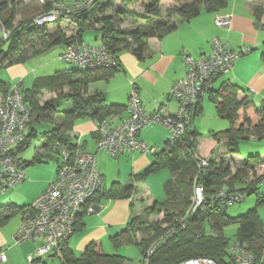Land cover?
<instances>
[{"label": "trees", "instance_id": "obj_1", "mask_svg": "<svg viewBox=\"0 0 264 264\" xmlns=\"http://www.w3.org/2000/svg\"><path fill=\"white\" fill-rule=\"evenodd\" d=\"M128 1L130 0H124L123 2L128 4ZM151 1L152 6L148 8V12L157 16L159 14V0ZM102 2L104 1L95 0L90 6L74 7L75 10L73 12L63 14L62 16L64 17L61 16L62 19L60 18L56 23H62L65 18L68 20L72 19L67 24L68 27L76 24L75 40L84 41L83 33L88 27H91L87 26L86 20L88 17L97 14L98 11L104 13L105 7L103 4L105 3ZM49 3L48 9H46L48 11L51 9L53 1L51 0ZM199 10V5L194 4L179 7L177 13L182 18L189 19L196 15ZM39 14L31 15L33 17L14 24L17 10L15 7H8V0H0V20L6 29L9 30L7 39H4L0 33V67L7 68L17 63H24L31 56L38 54L46 48L62 42H65V46H67L71 41L64 33L62 24L59 25V29L49 31L48 24L40 25L35 23L34 19ZM125 14H127V11ZM97 21L102 22L101 27L98 28H101L103 33L102 42L97 45H104L107 48L109 53L115 58V65L95 70V72L74 69L70 72H57L54 75L45 77L46 84L48 85H55L61 81V89L59 91L60 98L49 100L44 105H40L39 103L40 89L42 87L39 85V82L33 88L23 89L25 101L30 107L32 114H35L34 121L51 120L54 117V114L51 112L57 111L58 107L63 108L62 110H58L62 113L60 123L52 130L44 133L52 148L54 145L52 143L55 141L63 142L72 150L80 145L70 133L75 121L79 118L88 116L100 124L104 120H109L111 116L120 114L125 109L124 105L108 104L104 93L99 90L89 92V85L97 80L108 79L119 70L122 65L120 60L122 52L131 51L138 58H143L145 53L150 49L149 38L162 37L177 25V22L171 26L166 21L160 20L156 22V27L151 29L140 27L122 29L118 25V21L112 20L108 15L98 17ZM7 42L10 43L9 52H5L6 50L3 48V45ZM76 70L79 72L77 73ZM62 76L63 79H60ZM8 83L6 80H0V92L8 90L12 86V84ZM66 87H68L67 91L64 89ZM239 90L240 88L236 85L226 84L213 97L221 115L232 121L230 128L212 133L215 140L214 146L225 143L224 145L227 146L226 148L229 153L236 155L243 153L240 147L241 139L251 140V138H254L257 141L258 139L264 140V114L260 109L256 111L262 118L252 128L247 126L252 123L249 117H245L242 122L236 124L239 120L240 108L247 104L246 100L241 101L237 99ZM67 103L69 104L68 108L65 107ZM194 115L195 112L193 118ZM33 119L29 123L30 128L34 124ZM192 128L193 121L187 125L185 134L180 139L165 147L162 151H156V160L134 178L137 182L162 168L170 169L175 174L174 178L169 179L165 183L166 200L162 202L155 201L147 208L148 213L159 214L163 212L162 220L149 225H140L138 222H135L139 221V219L133 218V222L131 220L129 227L125 228L119 235L112 236V240L116 246L136 244L141 254H143L155 240L166 233L167 230L175 227L178 229L174 235L156 250L150 264H178L186 258L197 256L214 258L218 264H237L235 254L229 250V239L226 237L224 229L229 225L238 224L235 242L252 251L255 256V264H263L264 223L260 217L258 208L264 204V194H259L258 184L264 176L256 179V172H252L251 177L250 172L248 173V169L257 164V161L264 162L261 153L259 152L257 155H250L245 158V167L239 170V172L242 171L244 173V176L237 178L236 175L233 179L229 178L230 184L226 183L222 181V178L226 175L222 171V167L218 168L210 165L214 147L206 153L209 156L204 155V157L209 158L210 166L201 167L199 165V160L195 157V154L198 153L197 150L200 143L198 136L202 134L191 131ZM31 135L29 133L25 134V139L18 143L15 151L18 161L20 159L17 157V154L27 147V140ZM57 158L59 164V156ZM21 163L25 167V164ZM135 181L125 184L114 182L108 193L112 198H128L134 192ZM199 184L205 189L206 201L195 213L191 214L189 224H186L185 228H180L178 227L180 225L179 219L185 216L188 206L192 203L195 187ZM224 186L228 187L226 189L228 192L246 191V194L255 193L257 196L255 206L242 215H229L226 207L222 206V203L214 198L215 192ZM99 190L100 188H98L87 203L96 197ZM24 208L17 207L14 204L0 205V226L8 222L17 210ZM29 208L32 212L31 205ZM164 223L169 225L162 229ZM137 232H143L144 236L138 239ZM60 259L62 264H127L129 260L124 255L105 252L100 240L90 244L79 255H76L66 245ZM32 261L33 264H46L43 261V257L34 258Z\"/></svg>", "mask_w": 264, "mask_h": 264}, {"label": "crops", "instance_id": "obj_2", "mask_svg": "<svg viewBox=\"0 0 264 264\" xmlns=\"http://www.w3.org/2000/svg\"><path fill=\"white\" fill-rule=\"evenodd\" d=\"M196 2H198L197 5L200 8L196 15L189 19L181 17L177 20L176 27L162 37L149 38L148 43L150 49L145 53L143 58H138L131 51L122 52L120 55L122 64L120 69L108 79H101L91 83L89 85V92L102 91L108 104H121L125 106V109L120 114L113 115L109 118L110 124H117L129 116L128 103L129 94L133 88L132 82L137 85L140 91L142 104L146 111H160L163 114L173 115L178 108V102L169 96V93L173 84L187 75V64L184 59L186 54H190L196 58L210 54L212 51L211 41L216 35L227 41L235 50L242 48L250 49L249 52L242 54L235 61L233 69L227 73H223L214 81L212 89L196 105L197 111H195L194 118L198 114L203 113L207 106L205 102L210 103L206 100H210L215 105V108L209 106V109H214L213 112L217 120L228 121V126L221 123L216 124L209 130L210 133L208 136L205 135L202 137L203 134L194 125L193 118V128L191 131L202 134L198 136L200 142L199 149L203 142L209 141V147L205 151L200 149L203 156H209L206 155L208 150L212 147H217V145L214 146L215 140L212 133L226 130L232 126V121L221 115L218 105L213 99L222 86L226 84L238 86L240 90L237 99L247 101V104L239 110L240 116L236 124L242 122L245 117H249L252 123L247 126L252 128L262 118L256 110L260 109L264 114V0H196ZM218 13L231 15L232 22L229 28H221L215 24V17ZM62 23L50 24L49 29L51 30L54 26H59ZM58 28L56 27L55 30ZM73 30L76 29L72 28L71 31ZM62 43L66 45L65 42ZM64 50L65 48L60 53ZM30 65L33 64L28 59L24 63H17L7 67L12 79L20 78L17 81L22 83L23 89H25V80L30 72L33 69L36 70L35 67L31 68ZM45 77L35 78L33 85L35 86L41 79H45ZM8 84L11 85L13 82H9ZM68 106L69 104L67 103L65 107L68 108ZM98 125L99 123L95 119L87 116L76 120L70 131L72 137H75V141L78 137L80 138V145L85 151L96 154L97 160L100 155V149L97 146ZM159 126L165 128L162 124ZM149 127L151 126H147V129L144 128L142 130L141 139L149 146H157V143H161L165 139V144L162 149L168 147L169 142L166 135L163 133V137L161 138L155 134V126L151 129ZM27 133L32 134L27 140L28 145L32 140L31 137L36 134L34 124L31 128L29 124L26 130ZM262 147L264 148V143ZM162 149L159 148L158 150L162 151ZM24 150L19 151L17 154L20 161L25 164L27 174L26 179L20 184L25 192L31 193L30 202L26 205H20L19 207L25 208L17 210L8 222L0 226V250L4 251L6 255V260H0V264H33L30 257L37 258L35 252L40 241L16 243L14 234L22 218L31 212L29 207L32 201L56 177L57 169L53 173H42L43 175L36 180L34 178L39 170H42V165L47 158L52 157L55 159L58 166V158L52 155L50 142L47 140L45 134L40 146L36 147V156L33 161L26 162L22 160L21 153ZM260 153L261 157H264V151ZM236 156L241 158L239 159L240 161L245 160V157H242L240 154ZM118 157V161L105 160L104 155L103 159L101 158L104 161L101 166L99 165L103 175L102 185L96 197L80 209L75 232L67 244L75 254L79 251L83 252L90 244L98 240L101 243L102 241L104 243L106 240L114 242L112 241V236L119 235L125 228L129 227V223L131 220L133 222V218L139 219L143 217L145 215L143 212L145 207L136 201H144V205L149 206L155 201L162 202L167 198V195L164 196L166 198L162 197L164 193L166 194L165 187V192H162L161 188V191L159 189L154 191L153 186L149 185L151 174L137 182L134 180L136 175L142 173L145 168L156 160L157 154L155 152L127 151ZM32 167L34 168L32 169ZM164 169L167 168H162L152 174H157L155 176L165 174L162 171ZM172 174L173 177L169 179L175 177L173 172ZM30 177H33V179L28 180ZM168 180L165 181L164 179L163 186H165ZM133 181H135V188L130 197L112 198L109 195L108 191L114 182L125 184ZM159 182H162V180H159ZM89 206H93L94 211H89ZM262 206L264 204L259 206V211ZM154 217L157 218L156 220L160 218V216ZM135 222L134 224H136ZM163 225H166V223ZM122 228L124 229L122 230ZM120 229L122 230L121 232ZM139 233L137 232V236L140 235ZM47 256L57 255L48 254Z\"/></svg>", "mask_w": 264, "mask_h": 264}, {"label": "built area", "instance_id": "obj_3", "mask_svg": "<svg viewBox=\"0 0 264 264\" xmlns=\"http://www.w3.org/2000/svg\"><path fill=\"white\" fill-rule=\"evenodd\" d=\"M94 1L74 0L72 5L55 1L49 11L38 15L34 21L40 25L53 23L60 20L63 14L71 13L75 8L90 6ZM231 22L230 14L218 13L215 17V24L221 28H229ZM0 33L4 39L8 38L9 30L1 20ZM211 44L212 51L206 56L199 58L190 54L184 56L187 75L177 80L169 93V96L178 102V108L173 115L160 111H146L140 91L132 82L133 88L128 103L129 116L117 124H110L109 120H104L98 125V149L113 156H119L127 151L156 152L157 146H149L141 139L142 130L152 124H162L168 129L169 145L180 139L185 134L187 125L193 121L197 103L212 89L214 81L233 69L235 61L250 50L248 48L235 50L218 35L212 38ZM59 58L74 63L80 71L101 70L116 64L115 58L104 45H92L84 41L69 42ZM31 120L32 111L25 101L20 81L12 84L8 90L0 92V184L3 191L22 183L27 177L26 168L17 160L15 151L18 143L25 139ZM77 142L80 143L79 137ZM53 149L59 155L56 177L32 201L30 204L32 212L22 218L14 234L16 243L40 241L36 248V257L48 254L62 256L64 247L75 232L80 209L93 197L103 181L96 154L85 151L81 145L72 150L61 141H55ZM195 157L201 167L209 165V158L198 153ZM214 198L220 202L233 204L243 199V194L241 192L232 194L223 190L216 191ZM205 201V189L199 184L195 187L192 203L188 206L185 216L179 219L178 227L185 228L187 217L195 213ZM88 209L94 211L93 206H89ZM177 229L175 227L169 229L155 240L142 254L138 264H150L156 250L174 235ZM232 250L237 264H255V256L250 249L234 244ZM30 258L34 259L32 256ZM0 260H6L2 250ZM178 264L218 263L214 258L197 256L186 258Z\"/></svg>", "mask_w": 264, "mask_h": 264}, {"label": "rangeland", "instance_id": "obj_4", "mask_svg": "<svg viewBox=\"0 0 264 264\" xmlns=\"http://www.w3.org/2000/svg\"><path fill=\"white\" fill-rule=\"evenodd\" d=\"M49 1L51 0H8V7H15L17 10V17L14 20V24H18L21 21L27 20L30 17H33L31 15L34 14H39V13H44L47 12L48 7L50 5ZM60 1V0H59ZM105 3L103 4L105 7L104 13H101L100 11L97 12V14H94L91 17H88L86 20L87 26L88 27L84 33H83V40L86 43L89 44H100L102 42V30L101 28V21H97L98 17L106 16L108 15L109 17L112 18V20L118 21V25L122 29H134L137 27L140 28H153L156 27V22L160 20H164L167 22L168 25H173L174 23L177 22L178 19L181 18V16L177 13V10L179 7L182 6H190L194 4H198L196 0H159V14L156 16L154 14H151L148 12V8L152 6V1L151 0H130L128 1V4L124 3V0H103ZM193 1V2H191ZM55 0H53V3ZM63 2L67 5H72L74 3V0H63ZM13 9V8H12ZM44 11V12H43ZM127 11V14H125ZM41 13V14H42ZM40 15V14H39ZM94 17V18H93ZM70 23L69 21L65 20L62 23L63 31L67 35V37L71 40L70 42L73 41H80L78 39L75 40V33L77 30H72V28L76 27V24H72L71 27H68V24ZM53 27V26H52ZM59 26H54V28H51L49 31H55V28ZM60 28V27H59ZM58 28V29H59ZM76 29V28H75ZM66 46L62 44H56L47 50L40 52L38 54H35L29 58L30 62H32L33 65H30V67H35L36 70L33 69V71L30 72L29 76L25 80V88H32L33 85V80L35 78L39 77L41 78L42 76H49V75H54L57 71H62V72H70L74 69H78L77 66L74 63L66 62L65 60H62L59 58L60 52L65 48ZM3 48L6 50L5 52L10 51V43L7 42L3 45ZM66 49V48H65ZM38 66V67H37ZM77 71V70H76ZM79 71H77L78 73ZM95 72V70H93ZM63 79V76L60 78ZM0 80H6L8 82H13V84L18 83L20 78L12 79L10 71L7 70L5 67H0ZM46 79H41L39 82L42 87L40 89L41 94L39 95L40 100L39 103L40 105H44L47 101L55 99V98H60L59 97V91H60V83L59 81L55 85H48L46 84ZM59 87V88H58ZM65 91L68 90V87L64 88ZM205 102V105H207L205 110L203 111L202 114H198L194 118V125L196 128L203 134V136H208L210 133V129H212L216 124H225L228 126V121L226 120H217L215 113L213 110L209 109V106L212 108H215V105L213 102L210 100ZM110 102V101H109ZM63 108L58 107V110H62ZM51 112L54 114L53 119L51 120H46V121H34L33 118H35V114H32V119L33 123L36 129V134L31 137V142L27 145L25 150L21 153V158L23 161H33L35 156H36V147L40 146V144L43 141L44 138V132L52 130L58 122L61 121V116L62 113L59 111ZM160 124H152L149 125V129L153 128L154 126L156 127L154 129L155 134H157L159 137H163V133L166 135V138L169 137V131L165 127L159 126ZM163 126V125H162ZM147 129V128H146ZM251 134V133H250ZM253 136V135H251ZM262 141V142H261ZM165 139L162 140L161 143H157L158 149H162L164 146ZM209 141L203 142L202 145L200 146L201 150H206L209 147ZM264 143V140L261 139L258 141L255 140L254 138H251V140L248 139H241L240 140V147H241V156L247 158L250 155H257L259 152L264 151V148L262 147V144ZM54 144V142L52 143ZM225 143H220L217 145V147L214 148V152L212 154V161L210 165L214 167H222V171L226 173V175L222 178V181H225L226 183H231L229 181V178H234L237 175L238 177L244 176V173L240 168H244L245 164L244 161H240L241 159L239 156H236V154L229 153L228 149L226 148L227 146L224 145ZM224 146V148H223ZM198 145V154L201 153ZM52 150V155L54 157L59 156L57 155L51 147ZM100 155L98 157V162L99 165L104 163L103 155L105 160H117L119 159L118 156H113L109 154L108 152L104 150H99ZM45 154V153H43ZM103 154V155H102ZM102 158V159H101ZM253 159V158H252ZM264 159V157H263ZM262 160V159H261ZM255 161V160H254ZM257 164L252 166L251 168L248 169V173L250 172V177L252 176V172H256V179L258 177L264 176V162L263 161H257ZM42 165V164H40ZM209 165V166H210ZM42 170H39L37 175L34 177L35 180L40 178L43 174L42 173H53L57 169V163L56 160L51 158H47L45 160V163L42 165ZM29 167V166H28ZM34 167H32L33 169ZM163 173L159 176H155L157 174H151L150 176V186H153L154 191H157V189L160 190L162 189V192L164 191V179L165 181L168 180L169 178L173 177L172 171L170 169H164ZM154 177V178H152ZM33 177L29 178L28 180H32ZM153 179V180H151ZM126 180V179H123ZM159 180L162 182H159ZM230 186V185H229ZM228 189V187L224 186L219 191H223ZM161 191V190H160ZM243 194V199L240 201H237L233 204H228L226 201H222V206L226 207V211L229 215L231 216H239L242 215L246 212L249 211L252 207L255 206V202L257 199V196L255 193L252 194H246V191H232L231 193H240ZM258 192L259 194L263 193L264 194V179L263 181L260 182L258 186ZM30 195L31 193H27L24 191V188L21 187V184L16 185L13 188H8L6 190H2L1 184H0V205L1 204H10L13 203L17 207L20 205H26L28 202H30ZM166 194L162 197H164ZM206 196V195H205ZM246 197V198H245ZM166 198V197H164ZM137 200V199H136ZM164 200V199H162ZM161 200V201H162ZM139 204H142L144 208V213L145 215L143 217L139 218L138 224L143 225H149L151 223H157L158 221H161L163 218V212L157 214V213H148L147 208L152 205L150 204L149 206L144 205V201L138 200L136 201ZM201 207V206H200ZM260 217L264 223V206L260 208ZM151 216V218H150ZM154 216H160L158 218L159 220H156ZM155 218V219H154ZM191 215H189L186 219V224H189ZM141 219V220H140ZM138 220V219H137ZM169 225V224H168ZM162 225V229L166 228L168 226ZM177 225V224H176ZM238 224H232L224 229V233L226 237L229 239V250H232V246L236 243V236L238 233ZM124 228H122L123 230ZM120 229V232L122 231ZM140 235L137 236L139 239L144 236L143 232L139 233ZM113 241V240H112ZM103 244V249L104 251L108 253H118L121 255L126 256L129 259L130 264H138L140 261L141 257V251L139 247L136 244H124L121 246H116L114 242H111V240H106ZM82 251H79L76 253V255L81 254ZM43 261L46 264H62V261L59 256H43Z\"/></svg>", "mask_w": 264, "mask_h": 264}, {"label": "clouds", "instance_id": "obj_5", "mask_svg": "<svg viewBox=\"0 0 264 264\" xmlns=\"http://www.w3.org/2000/svg\"><path fill=\"white\" fill-rule=\"evenodd\" d=\"M53 1V0H52ZM55 1H57V0H55ZM63 2V1H62ZM37 17V16H36ZM65 20H67L68 21V19L67 18H65L64 20H63V22L65 21ZM57 22V21H56ZM56 22H53V23H56ZM53 23H47L48 25H50V24H53Z\"/></svg>", "mask_w": 264, "mask_h": 264}]
</instances>
